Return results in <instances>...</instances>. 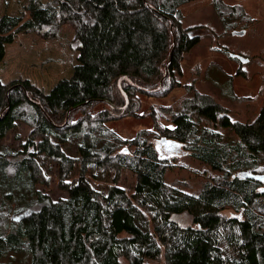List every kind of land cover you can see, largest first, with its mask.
<instances>
[{"label":"trees","instance_id":"16d2710c","mask_svg":"<svg viewBox=\"0 0 264 264\" xmlns=\"http://www.w3.org/2000/svg\"><path fill=\"white\" fill-rule=\"evenodd\" d=\"M197 1L26 0L0 18V63L18 34L50 41L65 25L79 54L49 93L0 80V264H264V107L244 122L193 84L175 105L159 103L202 40L182 12ZM212 6L226 31L255 22L242 5ZM129 119L152 126L125 138L114 126ZM19 124L24 145L4 144ZM40 156L67 197L43 192L53 178ZM178 169L197 183L169 181Z\"/></svg>","mask_w":264,"mask_h":264},{"label":"rangeland","instance_id":"374dc122","mask_svg":"<svg viewBox=\"0 0 264 264\" xmlns=\"http://www.w3.org/2000/svg\"><path fill=\"white\" fill-rule=\"evenodd\" d=\"M53 1L55 0H44V3ZM225 1L231 5H242L250 19L255 22L252 23L251 20L244 28L237 25L233 30L226 31L212 6V0H200L182 7L185 26H200L198 34L202 40L183 59L180 79L182 85L159 103L175 105L187 93L186 86L193 84L199 92L211 95L220 104L228 107L236 119L250 122L260 108L264 107V0ZM25 2L26 0H0V18L3 15H21ZM74 38L75 29L71 25L63 26L58 37L50 41L42 40L35 34H18L15 42L6 46L5 58L0 63V80L5 84L28 80L43 92L49 93L59 80L69 79L73 75L79 55L72 47ZM232 55L242 56L249 61L232 59ZM238 69L245 72L244 76L235 75ZM153 104H157V101L148 100L145 106L148 108ZM151 126L149 119H129L116 124L114 128L123 137L132 138L141 129ZM27 135L28 128L19 124L3 143L21 148ZM159 139L156 137V140ZM159 147L163 155L173 153L164 144ZM176 150L180 154V150ZM70 153L76 155V150ZM39 158L53 178L50 186L42 191L52 201L67 197V193L59 187L58 169L44 156ZM186 162L194 171L202 168L191 159H186ZM173 179L181 183L188 180L197 183L199 178L186 169H178L169 174L168 180ZM123 186L133 189L129 176L124 178ZM227 214L239 216L233 211ZM176 218L183 225L191 224L188 214Z\"/></svg>","mask_w":264,"mask_h":264},{"label":"water","instance_id":"95a60500","mask_svg":"<svg viewBox=\"0 0 264 264\" xmlns=\"http://www.w3.org/2000/svg\"><path fill=\"white\" fill-rule=\"evenodd\" d=\"M174 43H175V40H174ZM233 56L238 58V59H240L242 62H248V60H245L244 58H242L239 55H233ZM160 142H165V139L160 140ZM239 178H243V176L239 175ZM263 185H264V182H263ZM24 216H25V214H22V215L18 216L17 218H21V217H24Z\"/></svg>","mask_w":264,"mask_h":264},{"label":"bare ground","instance_id":"6f19581e","mask_svg":"<svg viewBox=\"0 0 264 264\" xmlns=\"http://www.w3.org/2000/svg\"><path fill=\"white\" fill-rule=\"evenodd\" d=\"M232 56H233V55H232ZM241 57H242V56H241ZM242 58H244V57H242ZM245 60H248V61H249V59H246V58H245Z\"/></svg>","mask_w":264,"mask_h":264},{"label":"crops","instance_id":"0c3cea01","mask_svg":"<svg viewBox=\"0 0 264 264\" xmlns=\"http://www.w3.org/2000/svg\"><path fill=\"white\" fill-rule=\"evenodd\" d=\"M7 46V45H6Z\"/></svg>","mask_w":264,"mask_h":264}]
</instances>
